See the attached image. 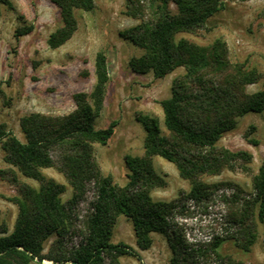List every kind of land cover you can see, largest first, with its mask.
<instances>
[{
	"label": "trees",
	"instance_id": "obj_1",
	"mask_svg": "<svg viewBox=\"0 0 264 264\" xmlns=\"http://www.w3.org/2000/svg\"><path fill=\"white\" fill-rule=\"evenodd\" d=\"M147 15L142 0H127V16L141 23L120 36L143 51L129 62L135 74L153 73L164 79L177 69L186 73L173 81L172 97L161 102L164 134L158 117L138 113L137 121L146 131L144 155L126 157L130 171L125 187L112 176H104L96 159L95 146H106L113 138L118 121L97 129L96 121L104 108L111 73L105 53L96 58L97 82L90 94L75 95L77 109L63 117L31 114L20 121L25 142L0 124V145L4 161L13 169L0 170V178L20 184L16 170L40 183L35 189L20 186V197L12 199L19 213L10 233L0 223V264H121L125 256L140 264L141 255L132 247L113 243L117 220L125 216L133 223L137 246L148 251L153 235L166 237L171 251L170 264H237L220 253L222 245L234 241L248 252L257 243L259 227L264 224V163L252 177V191L231 183L206 184L203 176H220L226 171L252 175L253 155L234 152L219 145L224 134L233 131L248 114L264 112V90L250 93L264 75L249 62L230 60L225 42L218 40L203 47L186 39L182 33L205 29L213 17L225 9L224 0H148ZM61 11L63 27L53 33L48 45L58 49L77 31L76 11L93 12L96 0H51ZM177 7V13L171 5ZM13 8L11 0H0ZM33 25L17 29L15 38L33 33ZM4 91L0 85V98ZM248 138V135H246ZM259 145L255 140L250 141ZM155 157L174 164L191 190L180 193L170 202L154 201L151 193L165 188L167 182L155 170ZM57 168L73 189L72 198L64 202L66 187L48 179L43 170ZM95 190L88 215L79 223V206L90 187ZM219 201L226 215L222 234L208 245L193 246L176 222L188 204L209 205ZM55 235L48 254L45 243Z\"/></svg>",
	"mask_w": 264,
	"mask_h": 264
},
{
	"label": "rangeland",
	"instance_id": "obj_2",
	"mask_svg": "<svg viewBox=\"0 0 264 264\" xmlns=\"http://www.w3.org/2000/svg\"><path fill=\"white\" fill-rule=\"evenodd\" d=\"M225 9L210 19L205 29L182 33L177 39H186L207 47L218 40L225 42L229 57L234 62H249L264 75V0H224ZM13 8L0 9V85L4 96L0 98V124L8 126L22 142L25 137L20 127L23 117L31 114L63 117L76 109L75 95L90 94L97 82L96 58L106 54L111 81L108 84L105 108L96 121L97 129L107 128L118 121L115 134L108 145H96V159L104 176H112L117 185L125 187L130 171L126 157H142L146 131L137 121V114L158 117L164 134V113L161 102L172 97L173 81L186 71L177 69L164 79H155L153 73L135 74L129 67L133 58L143 51L124 40L120 34L141 23L127 16V0H96L93 12L76 11L77 31L72 39L58 49L48 45L50 36L63 27L60 9L51 0H11ZM147 15L148 0L141 2ZM171 10L177 13L172 4ZM33 25L35 30L19 41L15 38L18 28ZM264 90V79L248 88L250 93ZM248 135V138H246ZM259 145L254 146L250 141ZM220 146L234 152L248 151L254 159L252 175L226 171L220 176H203L206 184L231 183L248 193L252 191V177L264 163V112L248 114L239 120L236 128L224 134ZM5 152L0 145V170L13 169L4 161ZM156 172L165 179L167 186L151 193L154 201L170 202L182 192L191 190V183L181 178L176 166L163 158L153 160ZM20 184L15 186L0 178V223L8 226L10 233L18 217V207L12 199L20 197V186L35 189L40 183L24 177L17 170ZM48 178L66 187L64 202L73 196V189L57 168L43 170ZM95 190L90 187L87 198L79 206V223L89 213ZM225 207L215 201L209 205L188 204L176 222L188 244L208 245L222 234ZM57 237L51 236L45 243L48 254ZM154 244L148 251L137 246L133 223L125 216L118 218L114 228L113 243H124L135 249L144 264H170L172 251L165 236L153 235ZM220 253L232 258L237 264H264V224L259 227L257 243L248 252L234 241L225 242ZM121 264H140L129 256L120 259ZM36 264H51L41 261ZM203 264H215L214 261Z\"/></svg>",
	"mask_w": 264,
	"mask_h": 264
},
{
	"label": "water",
	"instance_id": "obj_3",
	"mask_svg": "<svg viewBox=\"0 0 264 264\" xmlns=\"http://www.w3.org/2000/svg\"><path fill=\"white\" fill-rule=\"evenodd\" d=\"M43 261V260H42Z\"/></svg>",
	"mask_w": 264,
	"mask_h": 264
}]
</instances>
